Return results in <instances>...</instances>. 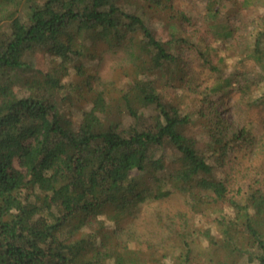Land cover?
Listing matches in <instances>:
<instances>
[{
    "label": "trees",
    "instance_id": "1",
    "mask_svg": "<svg viewBox=\"0 0 264 264\" xmlns=\"http://www.w3.org/2000/svg\"><path fill=\"white\" fill-rule=\"evenodd\" d=\"M124 4L0 0V264H133L126 248L92 228L94 218L107 209L128 218L146 197L162 198L172 191L188 196L193 206L210 199L234 205V215L223 220L221 237L214 241L221 253L217 259L234 262L236 254H246L264 264V192L255 188L235 201L226 177L214 175L216 166L229 164L228 152L237 146L232 141L241 133L228 137L202 109L204 147L185 133L190 116L159 91L183 72L180 55L154 36L139 5L127 10ZM205 7L211 18L218 13L217 0H208ZM222 28L219 34L234 31ZM86 35L108 48H122L127 56L125 74L133 78L122 87L119 108L129 122L121 120V110L105 93L109 83L96 73L85 80L97 85L86 99L82 120L75 123L62 110L65 100L72 103L69 89L80 93L79 84L63 78L70 66L85 76L75 60L89 50ZM38 49L51 57L47 64H56L55 74L26 60ZM193 49L204 66L214 69L211 47ZM263 49L264 27L253 46L239 49L238 58L247 61ZM33 67L35 72L27 75ZM140 107L149 109L148 115L138 112ZM166 144L176 157L170 164L159 154ZM141 172L153 175L137 189ZM96 234L102 239L91 249ZM182 244L173 256L175 264H197L190 262V244Z\"/></svg>",
    "mask_w": 264,
    "mask_h": 264
},
{
    "label": "rangeland",
    "instance_id": "2",
    "mask_svg": "<svg viewBox=\"0 0 264 264\" xmlns=\"http://www.w3.org/2000/svg\"><path fill=\"white\" fill-rule=\"evenodd\" d=\"M163 1V6H154L144 0H125L124 4L127 10H135L139 5L138 12L144 16L154 36L167 42L169 48L180 55L183 72L175 76L172 86H161L159 91L164 99L179 105L181 113L190 116L192 123L185 133L197 141L199 148L204 147L206 140L201 109L211 118L215 128L228 133V137L230 133H241L232 141L237 146L228 152L229 164L214 169L216 177H226L229 196L242 201L255 188L264 192V49L260 54L251 53L247 61L238 58L239 49L253 46L256 32L264 27V0H217L218 13L214 18L206 12L208 0ZM222 26L232 28V35L219 34ZM84 43L89 50L75 61L83 66L85 76L79 77L70 66L63 78L65 83L79 84V94L69 89L72 103L65 100L61 104L62 110L75 123L82 120L89 106L86 99L92 93L91 88L97 85L92 80L85 84L87 76L96 73L109 83L106 96L119 110L122 87L127 88L133 78L125 74L128 60L122 48L95 43L89 35L85 36ZM195 46L211 47L214 69L203 65L193 49ZM50 59L46 52L38 49L30 52L26 60L55 74L56 64H47ZM35 69L33 67L27 75ZM227 81L230 84L226 85ZM216 85L220 90L212 92L211 88ZM141 110L148 115L149 109H137ZM120 112L121 120L129 122L127 113ZM160 153L167 164L176 159L170 144ZM205 155L213 161L208 151ZM152 175L141 172L137 189L149 183ZM233 215L234 205L230 202L210 199L198 207L193 206L188 196L172 191L162 198L146 197L128 218L107 209L94 218L92 228L112 236L120 249L126 248L125 254L134 258L133 264H175L173 256L184 241L192 249V263L210 264L217 260V264H256L246 254H236L234 262L217 259L221 253L214 241L221 237L223 220L229 221ZM101 239V234H96L89 247L97 249Z\"/></svg>",
    "mask_w": 264,
    "mask_h": 264
}]
</instances>
